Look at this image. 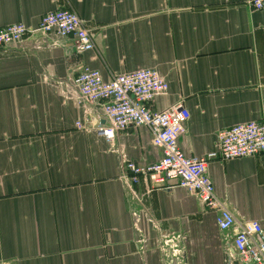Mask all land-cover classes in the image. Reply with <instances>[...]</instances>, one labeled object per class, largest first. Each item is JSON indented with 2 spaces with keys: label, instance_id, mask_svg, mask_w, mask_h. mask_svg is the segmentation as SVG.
Wrapping results in <instances>:
<instances>
[{
  "label": "crops",
  "instance_id": "1",
  "mask_svg": "<svg viewBox=\"0 0 264 264\" xmlns=\"http://www.w3.org/2000/svg\"><path fill=\"white\" fill-rule=\"evenodd\" d=\"M248 2L0 0V28L72 9L96 46L79 55L52 34L0 49V264H233V233L195 194L130 198L122 161L150 165L162 151L147 128L108 142L95 127L102 103L80 106L70 87L83 67L105 80L157 70L170 87L152 109L182 103L190 120L179 146L207 156L220 131L264 118V10ZM208 173L237 226L264 229V154L214 161Z\"/></svg>",
  "mask_w": 264,
  "mask_h": 264
},
{
  "label": "built area",
  "instance_id": "2",
  "mask_svg": "<svg viewBox=\"0 0 264 264\" xmlns=\"http://www.w3.org/2000/svg\"><path fill=\"white\" fill-rule=\"evenodd\" d=\"M256 11L264 10V0H249ZM52 34L70 39L77 54L96 50L93 35L72 9L45 14L36 27L23 23L0 28V49L24 42L31 37L48 39ZM168 82L157 70L146 69L127 74H114L105 80L99 70L83 67L70 87V96L80 106L103 105L104 124H96V131L108 142L129 129L147 128L153 144L162 157L153 164L141 165L123 160L122 179L128 195L144 206L146 196L173 187L185 188L195 194L202 206L216 214L215 223L221 232L233 233L234 264H264V229L260 222L237 226L226 202L221 200L209 177V165L214 161H230L264 154V118L235 125L218 133L219 148L200 158H188L179 146L186 132L190 112L182 103L162 112L152 109L158 96L169 91ZM79 130L86 129L77 122ZM144 186L145 194L135 188ZM137 218V214H134Z\"/></svg>",
  "mask_w": 264,
  "mask_h": 264
},
{
  "label": "water",
  "instance_id": "3",
  "mask_svg": "<svg viewBox=\"0 0 264 264\" xmlns=\"http://www.w3.org/2000/svg\"><path fill=\"white\" fill-rule=\"evenodd\" d=\"M226 233V232H225ZM230 254V253H229Z\"/></svg>",
  "mask_w": 264,
  "mask_h": 264
}]
</instances>
